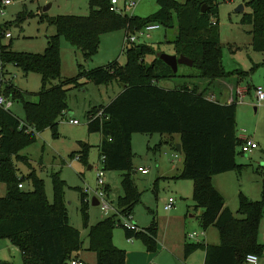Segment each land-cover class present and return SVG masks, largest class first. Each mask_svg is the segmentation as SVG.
Segmentation results:
<instances>
[{
	"label": "trees",
	"instance_id": "1",
	"mask_svg": "<svg viewBox=\"0 0 264 264\" xmlns=\"http://www.w3.org/2000/svg\"><path fill=\"white\" fill-rule=\"evenodd\" d=\"M157 2L159 9L148 17L118 13L112 10L111 0H89L90 13L86 16L68 14L48 18L43 15L42 20L45 18L53 24L56 32L47 37L42 53L14 51L10 44L0 43L3 93L12 99L21 98L25 110V119H21L11 111L0 109V182L8 186L6 195L0 197V239H10L21 250L24 264H68L84 249L81 230L70 223L64 199L65 180L58 173L53 174L55 198L50 202L45 180L35 171L20 177L15 162L18 159L29 163V158L21 156L20 151L36 141L37 133L46 128L57 130L59 120L68 110L70 86L80 87L84 80L96 84L117 80L123 86V91L109 104L95 106L89 113L90 131L102 134L103 169L123 172V194L117 206L122 214H133L143 195L134 176V133L180 134L184 163L179 177L194 182L193 199L201 226L204 229L216 226L221 237L219 244L205 245V264H248L249 254L259 257L263 253L258 234L264 213V186L259 200L240 192L239 212L243 218H238L213 183L215 175L229 171L241 174L243 170V165L237 162L238 153H244V140L237 132L238 97L232 103L212 100L196 82L185 81L171 89L158 85L159 77L174 78L179 71L175 73L159 57V48L147 43L137 42L124 49L127 56L124 65L111 62L86 69L79 64L77 75L62 76V37L81 49L84 58L89 60L97 53L103 34L121 29L135 33L153 23H159L166 30L177 28L171 41L173 53L193 60L197 70L183 77L210 79L213 83L216 79L233 75L242 79L249 74L242 70L229 72L224 66L219 20L223 0ZM204 6L206 11H203ZM247 6L251 11L243 13L242 23L252 26L251 46L264 54V0H250ZM24 16L22 12L19 19L23 20ZM0 30L1 40L5 32L1 27ZM153 55L155 57L148 61L147 57ZM7 63H14L26 74L42 75L43 85L37 101L27 100L16 85L5 81ZM55 79L60 83L49 86ZM101 110L103 117L91 119ZM29 127L32 131L26 132ZM87 149L86 144L82 153L73 155L85 157ZM25 180L32 182V189L19 187ZM107 190L110 191L108 184ZM87 196L81 190L85 226L89 228L87 249L97 253V264H126L127 251L114 242V230L120 218L113 214L89 225ZM157 227L154 217L148 227L138 232L125 227V235L142 239L149 251H156ZM196 247L198 244H186V254Z\"/></svg>",
	"mask_w": 264,
	"mask_h": 264
},
{
	"label": "rangeland",
	"instance_id": "2",
	"mask_svg": "<svg viewBox=\"0 0 264 264\" xmlns=\"http://www.w3.org/2000/svg\"><path fill=\"white\" fill-rule=\"evenodd\" d=\"M177 1L185 3L187 0ZM249 1L223 0L219 7L224 66L229 72L236 70L249 72L242 79L236 75L225 78L226 82L235 84L240 80L237 85L247 90L243 96H239L237 102V132L240 135L242 130H245L247 135L254 137L260 144L259 149L253 153H238L237 162L243 165L241 174L230 171L220 175L227 180L224 186L218 184V187L238 218H243L242 213L239 212L240 192L253 200H259L262 198L264 186V105H259L255 91L257 86L264 87V54L255 51L251 46L252 26L242 23L243 13L251 11L247 6ZM49 4L50 7L45 10ZM241 4L245 7L243 12L236 10ZM158 9L157 0H138L136 7L129 8L127 13L148 17ZM22 12H25V16L20 20L19 16ZM89 13V0H14L11 4L0 7V27L5 33H11V37L3 34L0 43L10 44L14 51L42 53L47 46V37L56 32L53 24L45 18L42 20L43 15L54 18L68 14L86 16ZM126 34L125 29L103 34L97 53L89 60L84 58L81 49L73 47L66 38L62 37L60 42L62 76L69 78L77 75L79 64H83L86 69L106 66L111 62L124 65L127 61L124 51ZM176 34V27L167 30L162 27L153 31L150 37L140 38L138 43L152 44L159 48L160 52L171 54L174 52L171 41ZM154 57V55L148 56L147 60L151 61ZM1 66L0 57V68ZM4 71L5 81L16 85L27 100H38V93L43 85L40 73L26 74L14 63H7ZM178 71L179 74L174 78L159 77L158 85L171 89L185 81L194 82L192 79H196L199 81L200 90L212 96L211 87H215L219 79L210 83L212 85L210 86V79H207L209 81L207 82L200 78L183 77L184 74L196 73L197 70L193 66L180 64ZM83 82L84 85L80 87L70 86L67 97L68 110L59 120L57 130L46 128L37 133L36 141L20 151L21 156L29 158V163L18 159L15 162L20 177L35 171L45 180V190L50 202L55 198L53 174L58 173L60 178L65 180L64 199L67 203L70 223L81 230L84 240V249L78 258L84 260V264H97V253L87 249L89 228L85 226L81 190L88 189L91 198L97 188L98 174L103 171L104 181L110 186V201L117 207L118 198L123 194V172L103 169L100 158L102 134L98 131H90L89 113L95 106L107 105L123 90V86L117 80L107 84H96L89 80ZM59 83L60 80L55 79L49 86ZM224 87L217 84L216 90L219 93L223 91V99H227L231 91ZM0 91L5 93L1 82ZM13 102L10 111L17 117L25 119L23 100L14 98ZM71 119H77L80 123H71ZM179 139L180 134L134 133L133 135L135 153L133 164L136 168L134 176L143 195L141 202L134 207L132 215L134 223L140 229L148 227L156 217L158 247L156 251H149L142 239L127 238L125 227L118 224L114 230V242L127 251L129 264H205V245L221 242L220 232L216 226L204 229L199 222V211L195 208L193 199V180L179 177L184 163V155L175 148ZM86 144L88 149L85 157L77 158L73 155V153H82ZM140 166L148 168L149 172L138 171ZM7 187L6 183L0 182V197L6 195ZM24 188L32 189V182L25 180ZM170 197L175 198L177 206L171 211L165 209V203ZM87 209L89 225L96 224L105 216L100 206L93 205L92 202H89ZM202 232L205 236H198ZM193 233L199 234L190 237ZM258 241L264 246V213ZM186 244H198V247L186 254ZM0 264H24L21 250L8 238L0 239ZM259 264H264V247L263 253L259 255Z\"/></svg>",
	"mask_w": 264,
	"mask_h": 264
},
{
	"label": "built area",
	"instance_id": "3",
	"mask_svg": "<svg viewBox=\"0 0 264 264\" xmlns=\"http://www.w3.org/2000/svg\"><path fill=\"white\" fill-rule=\"evenodd\" d=\"M14 0H0V7L3 5H9ZM112 1V10L118 12V13H126L129 8L136 7L138 0H123L121 2L120 0H111ZM162 26L159 23H153L149 24L146 27L138 30L135 33L127 32L126 37L124 39V49H126L128 46L137 43L140 38H148L150 37L151 33L155 30L161 29ZM6 36L11 37V33H4ZM257 99L259 102V105H264V87L257 86L255 88ZM239 94L243 96V90H239ZM14 102L11 96H7L3 92L0 91V109H4L6 111H10V108L13 106ZM98 117H103V111H99L96 115L92 116L91 119H96ZM71 123L78 124L80 123L77 119H71ZM22 126V125H21ZM32 128H27L26 132H31ZM241 138L244 140L243 145V151L251 152L252 150L258 148V143L248 137L246 135V131L242 130ZM79 158V156H76ZM138 171H142L143 173H148L149 169L145 167H140L137 169ZM20 188H24V183L19 184ZM87 193V201L92 202L93 197H96L98 200V205L100 206L102 212L106 216H111L112 214H117L120 218V224H122L124 227L133 230V231H140L141 229L134 223V218L131 213L128 214H122L120 210L110 201L109 197V191L107 190V184L104 181V172L101 171L98 174V184L97 188L93 192V196L90 198L89 196V190L85 189L84 191ZM176 200L173 197H170L168 201L165 203V209L166 210H172L175 207ZM197 233L190 234V237H195ZM132 239V238H131ZM248 264H259V257L255 254H249L246 259ZM71 264H83L78 259H73Z\"/></svg>",
	"mask_w": 264,
	"mask_h": 264
},
{
	"label": "crops",
	"instance_id": "4",
	"mask_svg": "<svg viewBox=\"0 0 264 264\" xmlns=\"http://www.w3.org/2000/svg\"><path fill=\"white\" fill-rule=\"evenodd\" d=\"M121 2H123V0H121ZM51 5V4H50ZM244 11H245V7H244ZM135 15V14H134ZM171 54H174V53H171ZM189 74V73H188ZM202 80H206L207 82H209L207 79H202ZM192 81H194V82H197V83H199V81L198 80H196V79H192ZM209 84H210V82H209ZM217 84H219V85H222V86H225L224 87V89H229L230 91H231V95H229V97L227 98V99H223V91H221L220 93L216 90V86H217ZM238 84V82H236V84L235 83H231V82H226L225 81V78L224 79H219V81H217L216 82V84H215V87H213L211 84H210V86H212L211 88L213 89V92L211 93V95L212 96H208L210 99H212V100H215V101H219V102H221V103H232L237 97L239 98V96H241L239 93H237V89L239 88V90H243V95L245 94V92L247 91L246 89H243V88H241L239 85H237ZM236 85V86H235ZM239 86V87H238ZM123 91V90H122ZM121 91V92H122ZM120 92V93H121ZM119 93V94H120ZM118 94V95H119ZM117 95V96H118ZM116 96V97H117ZM115 98V97H114ZM113 98V99H114ZM113 99H111V101L113 100ZM110 101V102H111ZM109 102V103H110ZM108 103V104H109ZM256 110H257V107H256ZM241 135V134H240ZM247 135V134H246ZM248 137H250L251 139H253L254 141H256L257 143H258V148H256V149H254V150H252L250 153H253L255 150H257V149H259V147H260V144H259V141L258 140H256L254 137H252L251 135L249 136V135H247ZM140 167H142V166H140ZM139 167V168H140ZM230 172V171H229ZM226 173V172H225ZM220 175H225L224 173H221V174H218V175H215L214 176V178H213V183H214V186L222 193V191L220 190V188L218 187V184H221V186L223 185L224 186V184H225V181L227 180V179H225V178H221V176ZM223 182V183H222ZM223 194V193H222ZM224 195V194H223ZM253 200V199H252ZM226 205L228 206V204H227V201H226ZM176 206V205H175ZM229 207V206H228ZM176 208H177V206H176ZM230 208V207H229ZM231 209V208H230ZM232 210V209H231ZM171 211V210H170ZM233 211V210H232ZM105 217V216H104ZM103 217V218H104ZM102 218V219H103ZM138 226V225H137ZM139 227V226H138ZM144 228H146V227H144ZM199 234V233H198ZM197 234V235H198ZM205 236V233L204 232H202L200 235H198V236ZM80 255V254H79ZM78 260H80L83 264H84V260H82L81 258L79 259V258H77ZM129 262H130V260H129V255H128V253H127V262H126V264H129Z\"/></svg>",
	"mask_w": 264,
	"mask_h": 264
},
{
	"label": "water",
	"instance_id": "5",
	"mask_svg": "<svg viewBox=\"0 0 264 264\" xmlns=\"http://www.w3.org/2000/svg\"><path fill=\"white\" fill-rule=\"evenodd\" d=\"M48 7H50V4L47 7H45V10H47ZM236 10L239 12H243L244 11V5L243 4L239 5ZM203 11H206V6H204ZM159 57L166 64H168L173 69V71L175 73L178 72L180 64H186L188 66H193V63H194L193 60H191L190 58H188L186 56H183V55L177 56L176 54H169L166 52L159 53ZM176 148L180 153H182L181 143H178ZM91 167L92 166H90V168ZM92 204L98 205V200L96 199V197H93Z\"/></svg>",
	"mask_w": 264,
	"mask_h": 264
}]
</instances>
